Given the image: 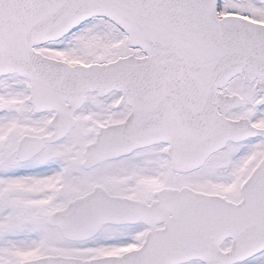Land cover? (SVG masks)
<instances>
[{
  "label": "snow or ice",
  "instance_id": "6c2138e0",
  "mask_svg": "<svg viewBox=\"0 0 264 264\" xmlns=\"http://www.w3.org/2000/svg\"><path fill=\"white\" fill-rule=\"evenodd\" d=\"M0 264H264V0H0Z\"/></svg>",
  "mask_w": 264,
  "mask_h": 264
}]
</instances>
